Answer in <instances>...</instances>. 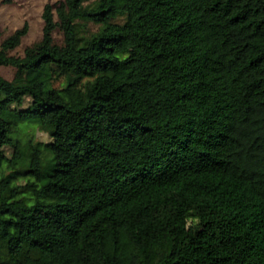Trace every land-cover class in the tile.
Masks as SVG:
<instances>
[{"label":"trees","instance_id":"obj_1","mask_svg":"<svg viewBox=\"0 0 264 264\" xmlns=\"http://www.w3.org/2000/svg\"><path fill=\"white\" fill-rule=\"evenodd\" d=\"M43 20L0 48V264H264V0Z\"/></svg>","mask_w":264,"mask_h":264},{"label":"rangeland","instance_id":"obj_2","mask_svg":"<svg viewBox=\"0 0 264 264\" xmlns=\"http://www.w3.org/2000/svg\"><path fill=\"white\" fill-rule=\"evenodd\" d=\"M62 1L64 0H14L12 3H7L0 0V48L6 38L27 23L29 25L28 34L23 38L22 44L11 52L12 55L23 56L26 47L41 40L43 37V12L45 6L51 4L56 8ZM56 19H58L57 15ZM96 28L97 26L94 24L88 25V30L90 31ZM54 35L58 42L63 41V34L59 29L55 31ZM0 74L4 78L12 80L15 76V69L12 66H1ZM25 127L31 133H35L37 125L29 123ZM36 137L39 140H50V137L40 130L36 132Z\"/></svg>","mask_w":264,"mask_h":264}]
</instances>
